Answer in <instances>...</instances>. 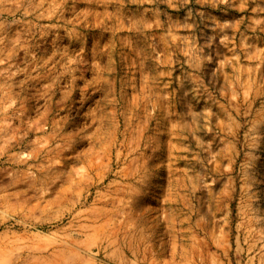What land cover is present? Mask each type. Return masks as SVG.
Returning a JSON list of instances; mask_svg holds the SVG:
<instances>
[{"label": "rangeland", "instance_id": "1", "mask_svg": "<svg viewBox=\"0 0 264 264\" xmlns=\"http://www.w3.org/2000/svg\"><path fill=\"white\" fill-rule=\"evenodd\" d=\"M7 242L0 264H264V0H0Z\"/></svg>", "mask_w": 264, "mask_h": 264}, {"label": "bare ground", "instance_id": "2", "mask_svg": "<svg viewBox=\"0 0 264 264\" xmlns=\"http://www.w3.org/2000/svg\"><path fill=\"white\" fill-rule=\"evenodd\" d=\"M14 242L16 243L17 241H14ZM11 250H13V245H11V243L7 242V243L2 244V246L0 247V256L8 258ZM37 251L38 250H36L35 248L28 249V251H27L28 256H31V258L39 260L41 257L37 254ZM58 251H59L58 253L62 252V251H60V249Z\"/></svg>", "mask_w": 264, "mask_h": 264}]
</instances>
